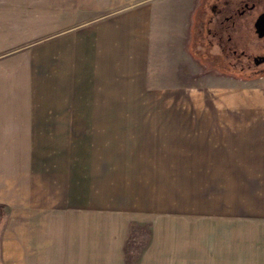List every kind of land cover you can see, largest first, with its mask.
<instances>
[{"label": "crops", "instance_id": "0c3cea01", "mask_svg": "<svg viewBox=\"0 0 264 264\" xmlns=\"http://www.w3.org/2000/svg\"><path fill=\"white\" fill-rule=\"evenodd\" d=\"M127 1L0 0V205L13 214L30 208L31 162L46 160L47 145L58 144L65 113L85 114L73 120L94 128L96 112L154 111L141 104L58 103V96L93 99L95 89L142 95L152 62L163 56L160 42L171 40L158 18L174 0ZM205 78L182 88L200 83L209 103L169 105L176 115L157 126L143 123L140 134L164 141L169 177H182L181 187L190 185L214 214L264 217V75ZM4 224L0 264H28L25 223Z\"/></svg>", "mask_w": 264, "mask_h": 264}, {"label": "rangeland", "instance_id": "374dc122", "mask_svg": "<svg viewBox=\"0 0 264 264\" xmlns=\"http://www.w3.org/2000/svg\"><path fill=\"white\" fill-rule=\"evenodd\" d=\"M139 1L147 0L127 2ZM202 4L165 3L159 29L171 40L160 42L163 56L152 62L141 96L98 89L93 99L58 96V103L141 104L154 111L96 112L94 128L73 120L85 114L58 118L63 121L58 144L47 145L46 160L31 162L30 208L13 214L0 205V235L7 219L25 223L28 264H264V217L214 214L190 185L186 191L181 187L182 177H169L164 141L140 134L143 123L157 126L176 115L168 113L169 105L209 103L199 81L191 90L184 84L196 77L231 76L192 48ZM177 48L185 56L182 50L175 54ZM70 121L74 127L66 128Z\"/></svg>", "mask_w": 264, "mask_h": 264}, {"label": "flooded vegetation", "instance_id": "af4514ba", "mask_svg": "<svg viewBox=\"0 0 264 264\" xmlns=\"http://www.w3.org/2000/svg\"><path fill=\"white\" fill-rule=\"evenodd\" d=\"M193 43L231 75H264V0H203Z\"/></svg>", "mask_w": 264, "mask_h": 264}, {"label": "water", "instance_id": "95a60500", "mask_svg": "<svg viewBox=\"0 0 264 264\" xmlns=\"http://www.w3.org/2000/svg\"><path fill=\"white\" fill-rule=\"evenodd\" d=\"M261 34H263V32Z\"/></svg>", "mask_w": 264, "mask_h": 264}]
</instances>
